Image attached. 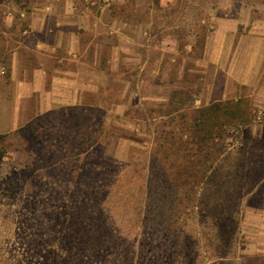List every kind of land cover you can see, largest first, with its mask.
I'll list each match as a JSON object with an SVG mask.
<instances>
[{
	"label": "rangeland",
	"instance_id": "374dc122",
	"mask_svg": "<svg viewBox=\"0 0 264 264\" xmlns=\"http://www.w3.org/2000/svg\"><path fill=\"white\" fill-rule=\"evenodd\" d=\"M108 4L117 26L128 29L130 49L120 53L124 63L83 69L80 79L92 90L77 104L56 100L49 109L35 98L17 105L13 85L0 76V135L8 136L0 264H264V67L243 85L200 63L207 35L223 25L240 22V32L264 38V0ZM174 92L179 111L153 120L151 109L162 103L168 112ZM238 100L236 113L220 115L222 151L207 173L197 185L174 187L179 212L168 222L163 198L172 193L159 169L168 159L159 151L154 160L157 131L176 135L174 178L177 148L195 142L200 109ZM211 210L231 212L238 225L219 237ZM169 224L182 234L169 235Z\"/></svg>",
	"mask_w": 264,
	"mask_h": 264
},
{
	"label": "crops",
	"instance_id": "0c3cea01",
	"mask_svg": "<svg viewBox=\"0 0 264 264\" xmlns=\"http://www.w3.org/2000/svg\"><path fill=\"white\" fill-rule=\"evenodd\" d=\"M117 24L108 0H0V76L13 85L16 104L35 98L49 109L56 100L77 104L92 90L80 79L83 69L125 62L118 58L130 49L129 33ZM239 24L207 35L200 63L248 85L264 67V38L240 32Z\"/></svg>",
	"mask_w": 264,
	"mask_h": 264
},
{
	"label": "trees",
	"instance_id": "16d2710c",
	"mask_svg": "<svg viewBox=\"0 0 264 264\" xmlns=\"http://www.w3.org/2000/svg\"><path fill=\"white\" fill-rule=\"evenodd\" d=\"M178 96V92H174L172 97L169 99L170 109L168 112H162L161 108L164 107V104L162 103L156 106L158 108L151 109V112L158 113V116L154 117L153 120H157L158 118H160L161 120L172 118V116L179 111L176 105H173ZM239 106L240 100L213 103L208 107L200 109L199 116L195 119V125L193 128L195 132L198 131L197 137H195V142L192 143L191 141H185L177 148L179 155H181L180 159L182 162H180L181 170L173 173L175 174L174 178H172V170L174 171L176 170V168L174 160H171V158L175 152L173 139L176 137V135H174L173 131H157V140H159L161 144L158 145L159 148L154 149V160H156L157 163L159 159H157L159 151L164 152L168 159L166 163L167 168H163L162 165L159 166V169L163 171V179L161 178V181L166 184V189H168L172 193V196H165L163 198L164 201L169 202L167 204L168 206L166 207V212L169 213V215H167L168 222H172L173 217H175L179 212L178 210H176L178 195L175 194L174 187L180 183L181 186L191 184L197 185V183L200 181V176H197L199 174H202L203 177V174L205 175L207 173V170L210 166L209 162L211 161L212 157L214 155L217 156V154L222 151L219 143L222 138V124L220 121V115L222 113L230 115L234 114L237 112ZM242 124L243 122L240 121L238 124H236V126L239 127ZM161 125H163L164 127H169L166 121L161 122ZM7 138V135H0V161L3 160L4 156L7 153V151H5V143ZM210 214L211 216H213L210 217L214 222L212 225L213 229L218 232L217 234L219 237L221 236L222 228H236V226L238 225L237 218H235V215L232 216L231 212L230 214H228L224 211L219 212L217 210H211ZM166 231L169 235L173 232L182 234L178 227H175L171 224L166 226ZM218 240V242L222 244V241H220V239ZM257 260L258 258H252L250 262H256Z\"/></svg>",
	"mask_w": 264,
	"mask_h": 264
}]
</instances>
